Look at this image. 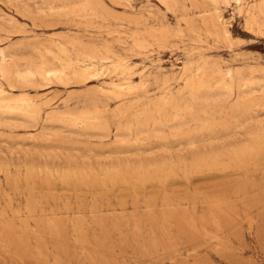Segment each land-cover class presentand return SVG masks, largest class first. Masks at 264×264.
Listing matches in <instances>:
<instances>
[{"label": "rangeland", "instance_id": "1", "mask_svg": "<svg viewBox=\"0 0 264 264\" xmlns=\"http://www.w3.org/2000/svg\"><path fill=\"white\" fill-rule=\"evenodd\" d=\"M210 1L0 0L34 104L0 109V264H264V0Z\"/></svg>", "mask_w": 264, "mask_h": 264}, {"label": "bare ground", "instance_id": "2", "mask_svg": "<svg viewBox=\"0 0 264 264\" xmlns=\"http://www.w3.org/2000/svg\"><path fill=\"white\" fill-rule=\"evenodd\" d=\"M208 2L211 3L213 1L208 0ZM218 19H219V22H222V24L224 25V28L223 29H224L225 34L230 35L231 32H230L229 28L225 26V21L223 20L222 16H219ZM148 42H150L149 39L146 38L144 35L137 36L136 39H135V45L139 49L146 48ZM7 63H8V54H7V51H6L5 48L0 47V75L2 77H5L6 75L9 74V69H8ZM111 66L115 70H120L121 72H127V70H129V66H128V63H127L126 60H115V61H113V64ZM183 68H184V66H183ZM84 70L85 71H88V72H90L91 74H94V75H99L102 72L101 67H99L95 62H92L91 65L86 66V68ZM202 71H204V70H202ZM38 73L41 76L45 77V78H58L57 80L64 79L68 75L70 76L69 71L66 70L63 67H52V68H47V69L44 68V69L40 70ZM202 73H201V75H202ZM29 74L34 75V74H36V72L33 71V70H30L29 71ZM195 74H196V72H195ZM199 75H200V73H199ZM216 75H219V74L216 73ZM229 75H231V72H229ZM80 76H82V75H80ZM196 77H197V75H196ZM216 81H218V80H216ZM213 83H214V80H213ZM215 84H217V82ZM15 96L14 95H10V93H7L5 89H3V88L0 87V109L7 108V109H24V110H30L33 107L34 104L29 99L28 94H26V93L23 92V93L18 94L17 97H15ZM165 101H166V98H165ZM69 116H71V115H69ZM191 144H193V143H191Z\"/></svg>", "mask_w": 264, "mask_h": 264}]
</instances>
